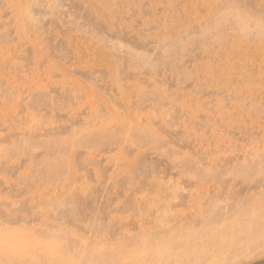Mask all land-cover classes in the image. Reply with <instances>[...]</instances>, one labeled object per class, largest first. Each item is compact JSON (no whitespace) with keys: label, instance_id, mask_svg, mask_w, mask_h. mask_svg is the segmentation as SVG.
Segmentation results:
<instances>
[{"label":"rangeland","instance_id":"rangeland-1","mask_svg":"<svg viewBox=\"0 0 264 264\" xmlns=\"http://www.w3.org/2000/svg\"><path fill=\"white\" fill-rule=\"evenodd\" d=\"M264 0H0V264H264Z\"/></svg>","mask_w":264,"mask_h":264},{"label":"snow or ice","instance_id":"snow-or-ice-1","mask_svg":"<svg viewBox=\"0 0 264 264\" xmlns=\"http://www.w3.org/2000/svg\"><path fill=\"white\" fill-rule=\"evenodd\" d=\"M261 28H262V30H264V19H262V21H261Z\"/></svg>","mask_w":264,"mask_h":264}]
</instances>
